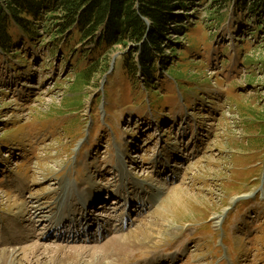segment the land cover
<instances>
[{"label": "rangeland", "instance_id": "1", "mask_svg": "<svg viewBox=\"0 0 264 264\" xmlns=\"http://www.w3.org/2000/svg\"><path fill=\"white\" fill-rule=\"evenodd\" d=\"M210 3L191 6L186 36L169 35L183 48L170 60L174 77L162 68L154 87L118 64L82 88L84 66L70 49L52 52L47 36L15 30L14 48L0 51V251L18 250L13 264H70L64 253L75 249L80 264H264V30L250 34L232 6L215 25ZM226 104L232 110L222 115ZM120 155L126 195L152 200L146 210L125 209L132 217L123 227L124 207L111 194L124 183ZM62 181L65 208L86 186L108 189L97 203L106 208L91 207L95 216L73 214L95 226L81 239L57 240L60 227L29 220L28 205L52 204ZM135 182L143 193H129ZM101 225L102 239L85 240ZM117 238L125 249L111 246Z\"/></svg>", "mask_w": 264, "mask_h": 264}, {"label": "trees", "instance_id": "2", "mask_svg": "<svg viewBox=\"0 0 264 264\" xmlns=\"http://www.w3.org/2000/svg\"><path fill=\"white\" fill-rule=\"evenodd\" d=\"M202 1L0 0V51L7 54L14 48L15 30L31 40L39 41L36 37L44 35L52 52L62 43L77 58L76 64L84 66L76 74L82 88L95 86L97 77L108 75L115 53L113 73L120 64L131 79L141 77L148 87H154L150 83L162 68L169 73L170 60L178 59L175 55L183 48L169 35H187V13ZM211 2L207 6L211 23H221L222 7L232 6L235 15L252 24L250 34L264 30V0ZM44 40L40 42L47 45Z\"/></svg>", "mask_w": 264, "mask_h": 264}, {"label": "bare ground", "instance_id": "3", "mask_svg": "<svg viewBox=\"0 0 264 264\" xmlns=\"http://www.w3.org/2000/svg\"><path fill=\"white\" fill-rule=\"evenodd\" d=\"M134 156L136 157V155H133L132 157H134ZM126 162H127L126 158H123V156H121V159L118 162L119 165L117 166L118 169L116 168V170L120 171V172L118 171L121 175L119 179H121L124 183L119 185L117 190L111 193L112 198H115V200H113V202L115 204H118L117 208H120L122 206L124 207V209H123L124 211L122 212L121 218H120V224H119L120 227H123L124 224L125 223L127 224V222L131 219L130 215H127V214H129V212L127 214L125 213V209L129 210V208L133 204L139 203L141 205V207L146 210V209H148V207L150 208V206L152 204L151 197L147 198V200H146V198H144V196H141V195H139L138 197L136 196V198H129V195L128 196L126 195L124 186H126L127 183L130 184V182H126V180L129 177L128 173L125 172ZM159 162H160V160L157 159L156 164L157 163L159 164ZM163 166H165V165H163ZM166 168H168V167H166ZM174 174H177V171H175ZM134 184H135L134 185L135 188L133 190L129 189L130 194L133 192H136V190L139 191L140 189H142V193L144 192L145 188H144V186H142V184H140V182H135ZM136 186H137V188H136ZM95 188H96V185H91V186H86L85 189H83V190H80L81 194H82L81 200H83L84 204H79L80 202L78 200L76 203H71V205H69L68 208H65L64 203H63L64 202V196H65V194H68L70 190L68 189L67 181H62L59 185V191L57 192L58 194L60 193V195L56 198V200H54V202H52V204H49L46 206V205H44V204H46L44 201L42 202L41 199H36L33 204L28 205V206H31V209L27 210L30 214L29 220L32 222H36V221L41 220V219L42 220L47 219L46 221H50L51 226H53L54 228L57 229L58 227H63V226L68 224V221L66 219H64V217L66 215L68 217L72 218L73 214L75 215L77 212L79 214V216L81 215L82 219H84V217L90 219L94 215V212L91 211V207L92 208L94 207L96 202L99 200V196L101 195V193L105 190H108L107 188L106 189L102 188L103 189V191H102V189L97 190ZM163 188H165V187H163ZM159 190H163V189L160 188ZM142 193H139V194H142ZM160 193H161V191L159 193H156V191H155L152 195L154 197H156V196L160 195ZM104 206L105 205H101L102 208ZM49 208H50V211H52L51 212L52 216L50 214H45L46 212H48L47 209H49ZM59 212H61L60 213L61 216H58ZM68 212H70V213L67 214ZM63 213H64V215L62 216ZM78 214H76V216ZM216 218L218 219L217 222L220 223L222 217L219 215V216H216ZM122 239L123 238H117L116 241H112L111 246L115 247V248L121 247L122 249H125V242H124V247H123ZM107 249H110V247L108 246ZM60 250H61V248H58L57 251H60ZM82 253H79V251L76 249L73 251L70 250V251H66L64 253L65 256H63V257L67 258V259H72L70 264H80L81 263L80 259H81V256L83 255ZM18 254H19V251L16 249H9V250L3 249V250H1L0 251V264H13L15 262V260L18 258ZM170 259L175 260L176 257L173 255V256H170ZM75 260H76V262H74ZM155 262H158V261L148 260L145 264H155Z\"/></svg>", "mask_w": 264, "mask_h": 264}, {"label": "water", "instance_id": "4", "mask_svg": "<svg viewBox=\"0 0 264 264\" xmlns=\"http://www.w3.org/2000/svg\"><path fill=\"white\" fill-rule=\"evenodd\" d=\"M117 56V54L114 56V59H113V64H114V61H115V57ZM113 64H112V66L111 67H113Z\"/></svg>", "mask_w": 264, "mask_h": 264}]
</instances>
